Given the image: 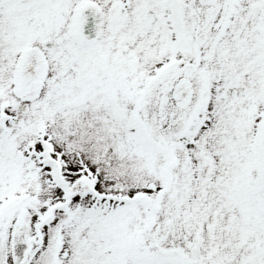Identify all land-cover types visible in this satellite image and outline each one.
<instances>
[{
	"label": "snow or ice",
	"instance_id": "6c2138e0",
	"mask_svg": "<svg viewBox=\"0 0 264 264\" xmlns=\"http://www.w3.org/2000/svg\"><path fill=\"white\" fill-rule=\"evenodd\" d=\"M0 264H264V0H0Z\"/></svg>",
	"mask_w": 264,
	"mask_h": 264
}]
</instances>
